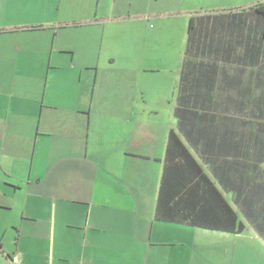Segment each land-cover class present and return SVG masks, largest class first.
Listing matches in <instances>:
<instances>
[{
    "label": "crops",
    "instance_id": "1",
    "mask_svg": "<svg viewBox=\"0 0 264 264\" xmlns=\"http://www.w3.org/2000/svg\"><path fill=\"white\" fill-rule=\"evenodd\" d=\"M134 1L0 0V172L19 197L14 207L0 205L19 214L16 221L0 213V264H15L17 254L20 264H209L198 251L214 242L235 243L253 230L264 244V225L258 230L244 218L242 234L156 220L175 111L192 107L186 94L178 103L179 93L193 81L216 84L208 113L227 119L234 110L255 123L248 131L185 130L186 147L215 160L216 174L206 162L204 171L240 213L237 162L218 151L225 137L233 153L250 148L242 133L264 123V37L261 18L249 12L255 5L145 0L133 9ZM114 81H134L133 89L141 81L172 85L162 97L145 89L119 97L107 92ZM222 166L231 190L216 178ZM7 227L17 231L8 244ZM228 258L233 264L235 256Z\"/></svg>",
    "mask_w": 264,
    "mask_h": 264
},
{
    "label": "trees",
    "instance_id": "2",
    "mask_svg": "<svg viewBox=\"0 0 264 264\" xmlns=\"http://www.w3.org/2000/svg\"><path fill=\"white\" fill-rule=\"evenodd\" d=\"M249 12L261 18L264 37V2L250 8ZM192 25L191 21L190 31L193 29ZM38 29L41 27L34 28ZM215 91L216 84L213 81H193L190 85L186 84L184 89L182 87L179 93L178 103H182V94H186L192 107L188 108V111H175L177 130H171L167 140L156 220L223 233L242 234L246 229L242 221L244 218L250 225L261 230L260 227L264 225V181L257 182L251 177L258 175L260 180L264 177V123H259L260 127L256 128L255 133H242V144L245 142L250 148L234 150L233 153V149L237 148L233 146V140L225 137L226 141L222 142V148L218 151L224 156L223 159H235V163L239 164H233L232 167L240 179L238 191L235 189L234 193L235 206L240 213L234 211L228 199L204 171L203 164L206 162L209 170L216 174L215 160L206 158L200 149H196L195 156L185 145V141L189 140L185 132L187 127L217 130L219 126L232 124L231 121L228 122L230 124L226 123L229 118L220 117L215 112L208 113V108L215 104L211 100L207 101V98L211 99ZM203 104H207V107H203ZM203 108L207 111H201ZM221 171H224L222 176L218 175L216 178L221 180L226 190H231L232 181H229L227 176L228 168ZM241 198L244 203H240Z\"/></svg>",
    "mask_w": 264,
    "mask_h": 264
},
{
    "label": "rangeland",
    "instance_id": "3",
    "mask_svg": "<svg viewBox=\"0 0 264 264\" xmlns=\"http://www.w3.org/2000/svg\"><path fill=\"white\" fill-rule=\"evenodd\" d=\"M140 1H145V0H135L133 2V9L135 8H140L141 5H139ZM264 2V0H219L217 2V6L219 8H241V7H248L251 5H257L259 3ZM146 5V4H145ZM144 5V6H145ZM156 7L159 6L158 3H154ZM163 5V3H162ZM161 7V6H160ZM145 8V7H144ZM159 8V7H158ZM237 10V9H235ZM154 27V23L150 24ZM137 29H144L143 23H137L136 24ZM114 41V39H113ZM114 44H111V48L113 49ZM115 50V48H114ZM23 82V81H22ZM32 82V81H30ZM34 82V81H33ZM72 82V81H70ZM76 82V81H75ZM88 82L87 86H88ZM132 82L134 81H114V83L109 87L108 91L109 93L121 97L123 94H130L131 95H140L143 89L146 90L147 96H154V97H162L171 91V81H141L140 87L133 89L134 86L132 87ZM93 83V81H92ZM40 84L42 85L43 83L40 81ZM77 85V82H76ZM75 85V86H76ZM20 89L23 90V87H20ZM90 93H94V85L92 84L91 87H89ZM24 92V91H22ZM66 93H68V90H65ZM223 95H219L218 98L222 97ZM239 116V113L232 110L231 111V117L227 120L233 121L232 126L242 128L244 131H248L250 128L252 129V125H254V121H252V118L250 115H246L243 119H241ZM228 121V122H229ZM236 123V125H234ZM6 179L5 176H3V173L0 172V205L5 206L9 208L14 207L18 204L19 197H16L15 192L12 191L11 189L9 190L7 187H9V184L4 183V180ZM7 181L10 182V180L7 179ZM8 192L9 196H4L3 194L5 193L4 191ZM1 217H7L8 220H16L18 219V208L13 210L4 211L0 210ZM0 220H3L0 218ZM11 222V221H10ZM3 232L6 234L5 241L7 244L11 241H13V238L17 234V231L12 228V227H7L6 230H3ZM2 232V233H3ZM256 237V234L253 232V230H250V232L246 233L243 235L241 238H239L238 241H235V243H229L225 242L224 245L221 244H210L208 247L203 248L202 250H199L198 252L202 255H206L209 260V264H231L229 262L230 258L229 256H235V259L233 264H264V244L261 240L259 239H254ZM212 240V239H211Z\"/></svg>",
    "mask_w": 264,
    "mask_h": 264
},
{
    "label": "built area",
    "instance_id": "4",
    "mask_svg": "<svg viewBox=\"0 0 264 264\" xmlns=\"http://www.w3.org/2000/svg\"><path fill=\"white\" fill-rule=\"evenodd\" d=\"M12 262L15 264H20L21 263V259H20V255L17 254L12 258Z\"/></svg>",
    "mask_w": 264,
    "mask_h": 264
}]
</instances>
